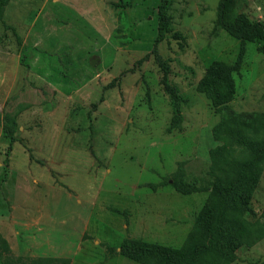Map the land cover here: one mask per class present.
Listing matches in <instances>:
<instances>
[{
  "label": "rangeland",
  "instance_id": "374dc122",
  "mask_svg": "<svg viewBox=\"0 0 264 264\" xmlns=\"http://www.w3.org/2000/svg\"><path fill=\"white\" fill-rule=\"evenodd\" d=\"M166 1V24L158 43L160 0H16L9 15L21 11V19L0 22V172L10 171V155L19 153V147L13 149L17 143L30 146L23 142L27 139L19 124L40 121L42 126L28 131L38 143L40 134H50L53 126L57 145L47 154L71 173L59 180L60 194L88 198L91 228L109 236L111 248L105 253L97 249L90 257L83 254L86 261L146 264L116 254L122 234L115 223L123 225L124 220L113 212L102 213L99 223L96 209L100 203L114 205L125 195H135L137 187L143 194L153 189L158 193L160 187L172 186L173 179L204 191L182 200L156 197L155 207L149 208L147 236L159 241L157 245L171 244L165 247L173 256L189 260L190 248L209 243L207 226L217 222L218 211L200 215L201 207L209 201V208H217V196H222L217 187L232 183L241 164L264 145L262 42L251 30L236 34L217 24L221 0ZM239 14L264 25V0H228L225 19ZM28 43L39 45L33 49ZM161 63L168 68L165 81ZM170 86L179 96L182 116L174 124ZM211 88L218 94L217 103L209 96ZM52 111L56 115L50 121ZM11 137L15 142L9 151ZM223 143L231 168L213 177L208 151ZM246 172L244 203L228 199L223 205L224 214L246 224L248 234L232 257L213 253L200 264L264 262V153L256 169ZM59 202L68 204L61 197ZM193 222L197 228H189ZM180 223L189 231L186 245L159 236L160 229L173 227L168 224ZM91 233L93 247L96 237Z\"/></svg>",
  "mask_w": 264,
  "mask_h": 264
},
{
  "label": "crops",
  "instance_id": "0c3cea01",
  "mask_svg": "<svg viewBox=\"0 0 264 264\" xmlns=\"http://www.w3.org/2000/svg\"><path fill=\"white\" fill-rule=\"evenodd\" d=\"M15 4L16 0H10L5 6L4 23L15 16L21 19V11L13 13L14 16L9 15L10 6L13 8ZM37 19V17L33 19L30 25V34L35 32L34 26ZM38 45V43L30 44L33 49H36ZM2 59H5L4 56ZM55 113L53 111L50 113V121L55 117ZM30 121L26 125L19 124L18 128L20 134L27 139L22 141L30 146L25 149L17 143L13 149L19 147V153L15 156L10 155L7 167L10 171L7 175L0 172V233L7 240L12 251L18 250L34 257L66 258L69 259L70 264H107L102 261H86L87 258L83 255L88 254L87 257H90V253L97 249L105 253L109 246V236L101 230L94 231L91 228L94 223L91 224L93 214L88 207V198H86L87 201H83L79 196L74 197L66 191V196L63 197L62 190L60 194L59 180H66L71 173L61 167V162L56 160L54 155L47 154L48 151L51 152L53 146L57 145V138L53 139V126H51L50 134H40L42 142L38 143V140H35L32 134H28V131L34 128L37 130L42 124L38 120H34L32 124ZM44 145H47L46 149ZM97 188L99 191V186ZM139 188L137 187L135 195L123 196L118 204L100 203L99 208L96 209V214H99V216L96 215V220L99 223H103L102 213L113 212L120 216V220H124L123 225L115 223L118 232L122 234L118 237V247L123 240H141L150 244H159V241H152L147 236V226L152 223L149 208L155 207L156 197L158 200H164L169 196L173 199L182 200V197L187 199V195L177 192L171 185L169 188L160 187L158 193L153 189L151 194H143ZM98 191L94 192L98 193ZM60 197L65 198L68 204L60 203ZM90 202H96V199H91ZM185 208L184 204L182 206L183 223L187 215ZM62 211L66 213H60ZM193 224L194 222L189 228H192ZM168 226L173 227L160 229L159 236L164 235V240L181 242L180 245H182L189 232L186 225L180 223V225L168 224ZM166 228L169 231L164 232ZM88 230L92 232V236L96 237L93 247ZM99 243H102L101 247ZM119 251L120 247L116 249V254L122 257Z\"/></svg>",
  "mask_w": 264,
  "mask_h": 264
},
{
  "label": "trees",
  "instance_id": "16d2710c",
  "mask_svg": "<svg viewBox=\"0 0 264 264\" xmlns=\"http://www.w3.org/2000/svg\"><path fill=\"white\" fill-rule=\"evenodd\" d=\"M10 0H0V22L3 21V14L5 6L8 4ZM228 0H221L219 7V16L217 20V24L220 25L223 29L232 33H244L245 30H251L257 36V38L262 42V52L264 54V25L260 22H251L249 21L243 14H239L234 17L231 21L225 19L226 9H227ZM166 0H160L158 6V30L157 36L155 39V43H158L162 36V31L166 24L165 10H166ZM153 54V51L151 52ZM163 80L165 81L166 75L168 74V68L166 64L161 63ZM209 73H213L210 71ZM225 73V72H223ZM115 81V80H113ZM109 85H113V82ZM171 94L172 103L175 115L172 117L171 124L175 122H179L182 119L179 108V96L174 87L168 88ZM209 96L214 99V103H217L218 94L215 92V88H211L209 92ZM15 142L14 137L9 138V151L12 150L13 143ZM256 156L241 164L240 172L238 177L230 183L226 188H218L217 192H221L222 196H217L219 198L216 199V203L218 202L217 208L212 209L208 207V202L205 201L200 210V215L203 210H206L211 215V212L218 211L217 222L216 225L208 228V237L209 243H200L195 245L192 249V256L189 260H183L180 257L173 256L170 250H168L165 246L146 243L141 240H124L120 245L121 255L127 257L130 260H141L148 261L150 259L156 258L158 260V264H200L201 260L206 257L213 255V253L220 254L223 257H232L234 254V250L237 246H239L242 240L248 234L247 225L238 219L231 218L226 216L224 213V202L228 199L232 201H240L243 202V189L244 184L247 179V172L251 171L252 168L256 169L258 162H260L263 153H264V145L259 146L255 150ZM228 151L225 143L222 145L211 148L208 151L209 156V174L211 176H215L214 174L217 172H225L227 169L231 168V164L229 162ZM248 172V173H249ZM248 182V180H247ZM172 187L179 193L183 195L198 193L204 191L195 183H190L186 181H181L177 179L172 180ZM239 189H242L238 192ZM213 191V187L210 188V193ZM205 213V212H204ZM196 227L195 222L192 228ZM197 228V227H196ZM192 230V229H191ZM211 240V241H210ZM188 241V236L184 244L186 245ZM176 251V250H173ZM0 256L3 257L2 264H70L69 259L66 258H49V257H22L15 256L12 253V250L9 246V243L4 238V236L0 233ZM145 262V263H146ZM146 263V264H147ZM261 264H264L262 262Z\"/></svg>",
  "mask_w": 264,
  "mask_h": 264
}]
</instances>
